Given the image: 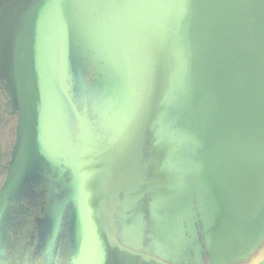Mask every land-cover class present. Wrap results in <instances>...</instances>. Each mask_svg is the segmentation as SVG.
<instances>
[{
    "label": "water",
    "instance_id": "water-1",
    "mask_svg": "<svg viewBox=\"0 0 264 264\" xmlns=\"http://www.w3.org/2000/svg\"><path fill=\"white\" fill-rule=\"evenodd\" d=\"M2 1L5 0H0V2ZM116 1L118 4L122 3L127 7L134 6L137 9L139 17L132 14L131 17L134 19L130 20L135 28L142 27L144 23L147 25L144 15H140L144 4L147 7H155L157 3H162V0ZM189 2L192 11L190 13L191 20L189 21L191 24H186L187 26L185 25L184 28L179 29L180 31L177 28L169 35H165L167 33L166 28L168 29V27L165 26L164 28L163 33L165 38L159 51L166 58L165 65L160 73L149 81L147 91L146 84L143 85L138 79L136 84H131V75L134 74L136 77L137 75L129 71L128 53L125 54V49H123L125 60L123 72L126 75V80L124 81L125 86L122 99L121 131L117 138L109 146L97 143L84 120L79 117L80 128L77 127V130L78 133L80 132L79 137L82 147L79 164L68 156L78 165V190L74 198L78 197V216L82 224V244L85 248L84 259L81 264H127L129 261H132L130 264H172L148 252L124 246L112 234L108 218L111 208L117 210L116 204L118 203L117 200H114L115 205L110 202L114 165L118 163L121 151L126 146H130L129 148L135 149L136 152L137 146L141 141L146 109L154 104L157 107L158 103H161L160 98L154 92L156 87L164 81L172 59L176 60L170 49L176 41H180L185 37L188 30L193 25L195 26L198 20L203 19V17H211L231 21L226 26L223 35L229 40L233 38L244 42L245 39L243 37L246 29L243 24L249 23L228 18V16L235 15H224L218 13L217 10L223 9L224 11L238 12L242 9L251 10L253 15H255L251 23L262 31L261 35L264 38V25L260 19L261 11H264V0H207V2H203L204 5H211V7H207L195 18L196 13H194V10L197 6V1L176 0V4L181 3L182 6H185ZM217 2H221L222 4H217V6L214 4ZM103 3L104 0H102L101 4L103 5ZM10 4L12 5L7 9V11L9 10L8 15L4 16L2 25H0V29L3 30L0 33V59L1 54H3L6 72L8 68L15 65L12 60L14 59L16 62V58L14 57L17 55V51L12 52L11 50L26 46L29 49V54L34 56L31 58L34 59V72H31L28 78L27 74L22 71V63V65L14 70V78H10L14 82V85H16L19 95L20 101L17 109L20 116L17 123V145L14 144L13 152L8 162L7 176L3 181L0 192H2L10 172L17 170L16 163L22 140L25 142L29 141L31 135L35 134L34 137H45L51 139L53 143H57L53 138V131H49V123L52 124V127L54 126L55 114L53 112L52 118L48 117L49 105L46 100L41 101V103H44L42 107L43 113L40 115L38 113V116L34 120L32 118V108L27 102L29 96L27 88L38 83H43L46 86L48 83H54V78H56L54 76L56 55L52 46H50L45 52L42 47L43 50H38L35 56L34 48L32 44H28V41L38 32H46V40L54 39L53 32L55 30L53 29L57 22L59 20L70 19L68 23L72 27L69 31L66 30L64 33L62 31L63 42L59 50L61 54L57 59L59 62V90L67 98L74 116H76L74 112L75 105L63 87L62 75L66 67V47L72 37L71 32L73 33L75 30L78 16L81 14L82 16H86L85 13L88 8L93 11L96 7L98 10V0L97 4L96 0H14ZM127 7L126 10H128ZM101 10L105 12L111 29L114 24L112 25L113 20L110 9L105 10L102 8ZM206 12L210 14H206ZM136 18H139V21L135 20ZM151 18L155 20L157 16H152ZM70 35L71 37L69 38ZM241 36L242 38H239ZM88 38H90V35H88ZM136 39L140 40L138 34H136ZM147 40L149 41L148 38ZM130 42L132 44H128L127 48L134 49V40ZM243 42L237 43L232 52H228V55H224L210 68L207 63L208 60L204 58H201L200 62H197L199 67L208 69L209 74H212L215 98L213 99V108L209 112L210 114H206L199 129H195L196 118L194 113V166L189 172L192 177L191 186L186 185L184 181L186 169L184 164L179 161L183 154L182 139H178V145H175L174 148L175 161L174 164L172 163L173 169L171 173L169 172L171 165L169 164V137L165 136L163 139L165 143L163 142L159 146L158 144L156 145L158 197L164 219L167 220L169 218L171 199L176 217L184 211L186 212L185 215L188 217L189 224L186 223L187 229L185 224H183V231H186L190 235V243H186L184 240L183 244L182 241L180 242V240L174 239L172 236L170 237V230H168L170 224L165 222L161 225L160 231L157 232L159 238L158 250L160 251H163L165 248L173 249V247L181 246L182 244L183 250H185L184 246L186 245L193 249L195 244L191 243V239H196L198 235L195 238L190 233L192 216H194L196 230L198 229L202 239L208 241L212 251L210 252L211 255L222 256L225 255L224 253L230 252V255L237 252L240 247L248 244L252 239L255 240L264 225V54L257 47L249 46ZM46 52L47 55L44 57ZM13 53L14 56L12 57ZM8 56H10L11 61H8ZM179 62L183 69L185 87L187 88V83H190L191 103L192 107H195L191 74L187 75V66L183 62ZM140 86L145 88L143 92L142 89H139ZM137 99H140V101L136 106ZM39 106L41 107V104ZM194 107L193 111L195 112ZM53 111H55V108ZM136 119L137 125L135 130L127 133L129 125L135 123ZM188 128L182 129V137L184 139ZM158 132L160 130L157 124L156 140ZM87 147L93 149L95 156L90 150L87 153ZM177 147L179 148V153L176 160ZM64 152L67 155L65 150ZM87 155L101 159L106 173L103 212L97 208L91 214L87 212L88 204L85 199L83 183L85 158ZM104 158H108L107 168L105 167ZM176 161L179 167H175ZM133 172L135 173L133 170L131 174ZM130 176L126 183L127 196L130 198V201L127 202V212L131 210V206L137 203L136 179L134 178L133 182L130 183ZM176 178H178V184L174 187ZM203 181L207 184L206 189L205 187L201 188V182ZM205 192L208 194V201L204 194ZM127 217H130V215L128 214ZM260 218L262 220L258 222ZM59 221L60 211L55 214V227H57ZM104 232L110 236L109 240L106 239ZM168 241H174V244ZM214 244L220 245V249H212ZM190 248H188V251L191 250ZM107 250L108 254L105 255ZM195 250H198V244ZM116 256H118V261L115 262ZM253 264H264V257H261Z\"/></svg>",
    "mask_w": 264,
    "mask_h": 264
},
{
    "label": "trees",
    "instance_id": "trees-1",
    "mask_svg": "<svg viewBox=\"0 0 264 264\" xmlns=\"http://www.w3.org/2000/svg\"><path fill=\"white\" fill-rule=\"evenodd\" d=\"M101 3L102 0H98V8ZM85 14L86 16L82 14L78 16L75 30L66 47L65 64L69 55L75 58L71 61L74 66L72 75L67 80L63 78V87L70 97L66 87L69 88L71 80L75 77L80 78L75 64L77 62L83 64L80 57L84 52L81 40L85 37L87 39L90 35L92 58L95 62V75L100 92L104 100L115 102L117 121L108 133L101 132L105 137L99 138L84 116L82 108L75 106L76 124L79 127L81 117L92 132L94 140L109 146L121 131L122 99L126 80L123 72L124 50L121 45L115 43L114 37L110 36L111 29L104 11L97 10L96 7L93 11L88 8ZM260 19L264 25L263 10ZM183 77L180 62L172 59L164 81L156 87L154 93L160 98L169 117L168 149L171 164L169 172H172V163L175 161L176 141L182 139L183 154L179 161L186 169L184 181L186 185L191 186L192 177L189 172L194 166V111L190 89L184 90ZM177 99L181 105L175 103ZM186 104L189 106H185ZM158 118L159 111L156 105L149 106L144 117L140 144L136 152L135 149L129 148L130 146L121 151L118 163L114 165L110 191V202L113 205L114 200L118 202L117 210L111 208L108 218L112 234L119 243L127 247L130 246V240H138L137 250L143 252H148V248L158 250L157 232L165 222L170 224V228L168 227L170 231L183 229L182 220L175 216L171 199L169 218L165 220L158 197L156 161ZM185 118L189 119L190 127L184 139L182 131L179 130L180 122ZM34 136L35 134L31 135L29 141L20 142L17 170L10 172L1 192L0 264H81L85 248L82 244V224L78 216V197L74 198L78 190V165L65 154L59 144L45 137ZM133 170L137 184V203L127 212L124 191ZM121 207L125 209L124 214ZM58 211L60 221L55 227V214ZM128 214L130 217H127ZM186 223L189 224V221ZM169 235L174 239L179 238L173 232ZM184 235L187 234L183 233ZM130 263L132 261L127 264Z\"/></svg>",
    "mask_w": 264,
    "mask_h": 264
},
{
    "label": "rangeland",
    "instance_id": "rangeland-1",
    "mask_svg": "<svg viewBox=\"0 0 264 264\" xmlns=\"http://www.w3.org/2000/svg\"><path fill=\"white\" fill-rule=\"evenodd\" d=\"M12 1L14 0H5L0 2V24H2L4 16L8 15L9 10L7 11V9H9L12 5L10 4ZM195 1H197V6L194 10V13H196L194 18L197 15H200L207 7H211V5H204L203 2H207V0ZM116 2V0H105L103 5L100 4L99 7L105 10L110 9L113 20L112 25L114 24V26L111 27L112 31L110 36L114 37L113 39L117 45L119 44L123 49H125V54L128 53L127 61L129 71L136 73L138 81L143 85L146 84L147 91L149 81L156 77L165 65L166 58H164L159 51L163 44L165 35L173 33L177 28L178 30L182 27L184 28L186 24L188 25L190 23V13L192 12L191 4L189 2L185 6H182L181 3L176 4V0H162V3H157L155 7H147V5L144 4L142 13L140 15H144L147 25L144 23L145 25L142 24V27L139 26L135 28V26L133 27L131 24L130 20L134 19L131 17L132 14L139 17L137 9L134 6L127 7L122 3L118 4ZM214 4L221 5L222 3L217 2ZM126 7L128 10H126ZM217 12L224 15H235L228 16V18L239 22L249 23L243 24L246 29L243 37L245 39L244 42L233 38L229 40L223 35L226 26L231 21L203 17V19H200L196 22L195 26L193 25L188 30L182 40L176 41V43L170 49L174 59L183 62L187 66V75H189V73L191 74L195 105V107H193L196 118V125L194 118L195 129H199L201 122L206 117V114H210L209 112H211L213 108V99L215 98V91L212 85V74H209L208 69L206 70L203 67H199L197 62H200V59L204 58L205 60H208L207 63L209 64L210 68L224 55H228V52H232L239 42H243L252 47H257V49L262 51L264 54V38L261 35L262 31L251 23L255 18V15H253L251 10L242 9L238 12L227 10L224 11L222 9L217 10ZM206 14L210 13L206 12ZM152 16H157V19L153 20L151 18ZM69 20H59L57 22L53 29L55 30V32H53L54 39L46 40V32H38L28 41V44H32L34 48L35 56L38 50L44 49L45 52L50 46H52V49L56 55L54 74L56 78H54L53 84L48 83L46 86L43 83H38L27 88V93L29 94L27 102L32 108V118L34 120L38 116V113L39 115L43 113L42 107L44 103H41V101L46 100L47 104L49 105L47 112L49 114L48 117L52 118L53 112L55 114L54 126L52 127V124L49 123V127L51 128V130L49 128V131H53V138L56 140V142L62 147L63 150L66 151L67 155H69L77 164H79L82 147L75 116L67 98L62 94L61 90H59V62L57 58H59L61 54L59 50L61 49L63 42L62 31L63 33L66 30L69 31L72 27V25H69L68 23ZM135 20L139 21V18H136ZM8 26L9 25H7V27ZM165 26L168 27V29L166 28L167 33L164 35L163 32ZM2 32L3 30L0 29V33ZM136 34H138L140 40L136 39ZM239 38H242V36ZM131 40H134L135 42L134 49L127 48V46H129L128 44H132L130 42ZM81 43H83L84 47V52L80 55L83 64L80 62L75 64L77 66L76 72L81 79L76 77L72 79L69 88L66 87V90L69 92L70 99L73 101L74 105L82 108L84 111V116L91 123L95 134L98 135L99 138H102L103 136L105 137V135H102L101 132L108 133V130H110L113 124L117 121L115 114V102H107L101 95L99 84L95 75V62L92 58L93 47L91 49L90 38L86 39L85 37L84 40H81ZM11 51H17V55L14 57L16 58V62L13 59L12 61L15 65L8 68L6 72L4 69L5 61L4 57L2 56L3 54H1L0 59V77L4 83L3 89L0 87V151L2 154H4V156H8V160L11 157L14 144L17 145V123L20 116L17 109L20 101L19 95L16 85H14V82H12L10 78H14V70L17 69L18 66L22 65V63V71L27 74L28 78L30 73L34 72V59H31L33 55L31 56V54H29V49L26 48V46L17 47V49H13ZM47 52L45 53L44 57H46ZM13 56L14 53L12 57ZM68 57L69 58L65 64L66 67L63 72V78H65V80H67L72 75L74 68L71 61L73 58H75V56L69 55ZM7 59L8 61H11L10 56H8ZM189 86L190 83H187V88H189ZM185 89L186 87L184 83V90ZM175 103L177 105H181L179 99H177ZM182 103L184 105V98L182 99ZM39 104H41V107ZM53 106L55 111H53ZM185 106H189V104H186ZM157 108L159 110L158 128L160 132L157 134L156 145L158 144L159 146L161 143H165V141H163L165 136L169 137L168 131L170 130V124L169 117L167 116L163 106H161V103H158ZM180 123L179 131H182L183 128L187 129L190 124L188 118H185ZM176 145H178V140ZM86 149L87 153L88 150H90L94 155L93 149L91 147H87ZM178 153L179 148L177 147L175 154L176 160ZM104 162L105 167L107 168L108 158H104ZM175 167H179L177 161L175 163ZM130 178V183H132L135 178L134 172L131 174ZM177 179L178 178H176L174 181V187L178 184ZM2 184L3 176L0 174V187ZM202 187H205L206 189L207 184L205 181L201 182V188ZM204 194L207 198V192ZM124 201L125 208L127 209V202L130 201V198L127 196L126 190L124 192ZM120 209H123L121 212L124 214L125 209L123 207ZM260 220L262 219L260 218L258 222ZM170 232L177 234L179 236L177 240H180V242L182 241L184 243L185 240L186 243H190L188 234L186 231H183V229H175L171 230ZM183 233L187 235L183 236ZM191 243L198 244V250L194 249L193 251L184 252L183 247H173V245L171 246L173 249L165 248L163 251H160L154 248H148L147 251L150 254L162 260L169 261L172 264H253L261 257H264V225L255 240L252 239L248 242V244L240 247L237 252L230 255V252L227 254L224 253L225 255L222 256L211 255L210 252L212 251L208 241L206 239H202L200 234L196 239H191ZM137 244L138 240H130L129 247L137 250L139 248V246L136 247ZM220 245L214 244L212 249L219 250ZM116 261H118V256L115 257V262Z\"/></svg>",
    "mask_w": 264,
    "mask_h": 264
},
{
    "label": "bare ground",
    "instance_id": "bare-ground-1",
    "mask_svg": "<svg viewBox=\"0 0 264 264\" xmlns=\"http://www.w3.org/2000/svg\"><path fill=\"white\" fill-rule=\"evenodd\" d=\"M135 76V75H132ZM133 82V83H132ZM131 84L134 85L137 83V78L133 79L132 77ZM139 89L145 90L141 86ZM141 95V94H140ZM140 99H137V103H139ZM135 106V113L137 116V109ZM138 119V118H137ZM137 119L135 123H131L127 130V133L134 131L137 125ZM106 173L103 168L102 160L91 155H87L85 158V170H84V190H85V199L88 204V213H92L96 208L103 212L104 209V192H105V180ZM106 239L109 240L110 236L104 232ZM109 249V248H108ZM108 254V250L105 255Z\"/></svg>",
    "mask_w": 264,
    "mask_h": 264
},
{
    "label": "flooded vegetation",
    "instance_id": "flooded-vegetation-1",
    "mask_svg": "<svg viewBox=\"0 0 264 264\" xmlns=\"http://www.w3.org/2000/svg\"><path fill=\"white\" fill-rule=\"evenodd\" d=\"M132 75H134V74H132ZM132 75H131V82H132V77H133V79L137 78L136 76H132ZM3 84H4L3 83V80L0 78V87L2 89H3V86H4ZM9 160H8V156L6 157V156H4V154L1 153V158H0V174H2V176H3V181H4V179H6V176H7V170H8V167H9V165H8ZM2 186H3V184L1 185L0 190H1ZM185 213L186 212L184 211L182 214H179L178 217L182 220V223L185 224V227H186V221L188 220V217L185 215ZM191 220L192 221H191L190 233H191V236L192 237L195 236V238H196V236L199 235V232H198V229L196 230V227L194 226L195 225L194 216L191 217ZM186 229H187V227H186ZM183 244L181 245L182 247H183ZM188 248H190V246H188V245L184 246V249H185L184 252L188 251ZM196 248H197V244L195 243V245L193 246V249L190 248L191 250H189V251H193Z\"/></svg>",
    "mask_w": 264,
    "mask_h": 264
},
{
    "label": "crops",
    "instance_id": "crops-1",
    "mask_svg": "<svg viewBox=\"0 0 264 264\" xmlns=\"http://www.w3.org/2000/svg\"><path fill=\"white\" fill-rule=\"evenodd\" d=\"M0 158H1V152H0Z\"/></svg>",
    "mask_w": 264,
    "mask_h": 264
}]
</instances>
